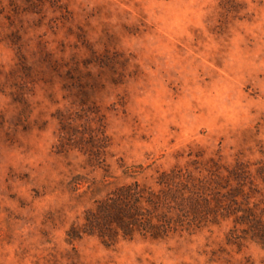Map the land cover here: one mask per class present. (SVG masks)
<instances>
[{
	"label": "rangeland",
	"instance_id": "obj_1",
	"mask_svg": "<svg viewBox=\"0 0 264 264\" xmlns=\"http://www.w3.org/2000/svg\"><path fill=\"white\" fill-rule=\"evenodd\" d=\"M54 60L99 77L93 106L74 102ZM62 118L75 134L60 146ZM101 122L108 173L78 144ZM210 157L264 161V0H0V264H264L259 244L227 243L230 220L67 241L132 170L151 182Z\"/></svg>",
	"mask_w": 264,
	"mask_h": 264
},
{
	"label": "trees",
	"instance_id": "obj_2",
	"mask_svg": "<svg viewBox=\"0 0 264 264\" xmlns=\"http://www.w3.org/2000/svg\"><path fill=\"white\" fill-rule=\"evenodd\" d=\"M61 66L66 67L64 71H60ZM53 69L62 78L64 90L76 97L75 103L93 106L89 92L94 90L98 76L80 68L78 61L68 66L54 60ZM112 82L116 84L115 79ZM91 112L100 121L97 111ZM64 121H60V146L69 143L75 134L70 133L72 127ZM85 129L89 130L88 137H78V144L83 141L89 160L108 173L104 125L101 122L96 128ZM253 164L236 161L225 165L213 157L195 159L191 161L192 168L174 165L157 170L151 182L137 178L141 170H132L131 180L113 183L83 210L80 222L70 224L67 241L84 236H95L106 244L135 237L165 240L230 220L227 243L242 246L245 241H253L264 248V161ZM132 167L142 169L140 164ZM127 172V168L123 170Z\"/></svg>",
	"mask_w": 264,
	"mask_h": 264
}]
</instances>
